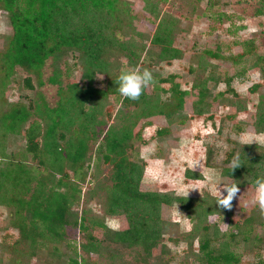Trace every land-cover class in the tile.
Listing matches in <instances>:
<instances>
[{"label": "rangeland", "instance_id": "obj_1", "mask_svg": "<svg viewBox=\"0 0 264 264\" xmlns=\"http://www.w3.org/2000/svg\"><path fill=\"white\" fill-rule=\"evenodd\" d=\"M263 3L264 0H213L212 4L211 0H115V15L105 27L114 38V46L110 44L112 47H107L105 51V57L109 61L107 68L97 69L91 80L83 78V60L78 55L63 50L59 55L46 59L41 68L40 80L33 77V87H28L24 77L29 73L23 67L15 65L7 83L0 90V108L16 100L25 103L41 101L42 96L50 106H55L61 95L60 88L67 89L74 80L79 85L90 83L96 88L105 89L109 74L117 75L118 69L129 66L149 68L155 81L146 88L155 92L156 85L163 87L166 91L159 90L158 93L160 99L164 100L168 98L171 82L159 81L160 77L174 74V81L179 83L181 89H190L195 79H200L213 70L212 73L220 79L212 82L205 101L210 103L216 100L215 108L209 107L208 111L198 114L186 102L172 117L158 116L151 123L146 118L142 119L136 127L141 137L132 138L127 154L131 160L143 165L142 188H157L178 195H186L189 189L186 196L200 198L204 205H216L217 211L207 217V222L211 225L208 231L215 237L212 240L214 244L227 241L228 246L239 254V261L235 264H264V210L248 202L254 190L253 182L248 186H239L240 193L231 201L230 208L216 203L214 191L216 183L231 180V177L222 173L223 167L230 163L225 162L230 149L235 148L234 157L241 144L251 141L258 145L255 152L264 150V129L255 132L254 125L250 123L253 118H248L249 114L246 116L256 110L262 99L264 104V81L259 73V62H256L257 56L264 53ZM261 7V11L257 12ZM159 19L171 24L172 41L182 49L180 58L157 60L156 54L161 47L151 43L149 38ZM11 33L8 14L0 8V50L4 48ZM244 41L251 42L253 49L240 57L239 53L244 50ZM207 48L217 51L218 55L206 54ZM56 72L59 81L50 82V75ZM2 74L4 72L0 69V75ZM229 74L232 75L230 86L235 92L225 90L226 84L222 77ZM255 83L258 85L255 86ZM221 91H224L223 94H218ZM215 94L217 95L214 97ZM93 98L98 110L95 120L92 121L96 131L87 140L82 173L76 174L69 167L66 168L68 176L54 172L57 176L69 179L79 189L77 198L72 201L70 219H79L83 212L88 219L103 218L108 227L117 229L123 225L120 218L105 212L113 166L112 162L104 159L98 144L110 124L121 125L126 122L123 118L125 109L120 106L119 94L105 96L94 93ZM40 108H44L42 103ZM42 113L39 109L32 112L23 129L17 132L7 131L18 125L15 121H9L6 123L8 125L0 128V142L3 143L0 168L6 164L11 165L12 168L8 167L10 170H4L11 176L15 174L14 168L19 167L20 163L25 164L36 175L33 185L41 177L39 174L49 176L50 170L26 150L24 128L33 120H38L42 128H46L47 121L41 117ZM80 120H83V115L80 119H75L73 126L79 127ZM158 129L162 131L159 133ZM63 131L66 136L60 139L61 142L73 135L69 128ZM39 141L44 142V137L39 136ZM206 153H209L207 163ZM41 157L45 162L49 159L45 153ZM193 160L199 163L193 166ZM260 167L261 165L257 166L258 176H264V163ZM187 169L200 173L201 177L187 176ZM13 176L10 179L0 177V188L4 192H15L17 189L19 197L27 182L24 174L19 183H15L18 179L12 180ZM252 178L251 174H243L239 179L251 181ZM53 180H49V186H55ZM12 182L19 187H15ZM10 199L9 197L7 200ZM12 211L13 206L10 203H0V264H68L71 256L77 257L80 264H202L196 258L197 237L202 227L191 230L194 220L190 219L177 202L162 204L160 214L164 226L161 241L165 244V251L163 254L157 252L148 257L142 255L140 246L129 247L109 240L103 230L91 226L87 230L99 240L100 246L98 253H88L80 246L86 240L87 230L80 228L78 224H68L65 227L64 237L57 243L58 255L52 254L48 247L50 244L38 246L35 255L17 254L12 250L18 237L17 228L10 225ZM249 215L252 216L249 232L245 231L247 223L242 226V231L238 230L236 224ZM236 219L239 222H235ZM191 235L194 237L189 244ZM18 245L20 248L26 247V243L19 242Z\"/></svg>", "mask_w": 264, "mask_h": 264}, {"label": "trees", "instance_id": "obj_2", "mask_svg": "<svg viewBox=\"0 0 264 264\" xmlns=\"http://www.w3.org/2000/svg\"><path fill=\"white\" fill-rule=\"evenodd\" d=\"M212 3L213 0H211ZM0 8L7 12L12 27V33L8 35L4 48L0 50V69L4 72L0 75V90L7 83L15 65L23 67L29 73L24 77L25 84L28 87H33L32 78L38 77L40 80L41 68L46 59L49 56L59 55L63 50L76 54L83 60V78L87 77L91 80L97 69L107 68L109 61L105 57V51L107 47L114 46V38L105 27L108 26L106 23L115 15V0H0ZM261 9L262 7L258 8L257 12H260ZM172 35L171 24L168 25L159 19L155 31L149 38L151 43L161 47L160 52L156 54L157 60L160 58L172 59L182 55V49L173 43ZM243 45L244 50L239 53L240 57L253 49V44L249 41H244ZM205 52L210 56L218 55L217 51L209 48L205 49ZM257 61L259 62V73L264 81V53L257 56ZM120 71L118 69V72ZM212 72L214 71H209L206 76L195 79L190 89H181L179 83L174 81V74L170 73L166 77H160L159 81L171 82L168 98L164 100L160 99L158 91H166V89L159 85H156L155 92L151 88H145L138 99L122 98L117 91L116 77L118 74L116 73L117 75L109 74L108 85L105 89L96 88L90 83L79 85L78 81L74 80L67 89L60 88L61 95L55 106H50L42 96L41 101L34 100L35 102L25 103L16 100L14 103L0 108V128L8 125L6 123L9 121L18 123V125L7 129L10 132L23 129L24 123L31 117L32 112L38 109L41 113L43 112L41 117L47 121L46 128L43 129L38 120H33L24 128V134L26 150L31 153L33 158H37L39 163L48 166L49 176L44 177L39 174L41 177L38 178L34 186L32 183L36 175L29 171L25 164L17 162L20 163L19 167L14 168L16 171L13 175L15 176H11H13L12 180L14 178L19 180L15 183H19L21 176L25 175L27 184L22 195L18 197L17 189L14 190L15 192L11 190L4 192L0 188V203H10L13 206L10 225L18 230L13 252L26 256L35 255L38 246L50 244L51 246L48 245V247L55 255L58 250L57 243L64 237L65 227L68 224H78L84 230L89 229L90 226L101 229L109 240L121 242L126 246L138 245L142 248L143 256L148 257L157 252L163 254L165 244L161 241L164 226V220L160 214L161 206L177 202L190 219L194 220L191 230L202 227V231L198 233L197 237L196 258L202 261V264L237 263L240 258L239 254L228 246L227 241L218 245L214 244L212 240L215 237H212L213 235L208 231L211 225L210 222H207V217L210 213L217 211L216 205H204L200 198L171 194L157 188H142L143 165L131 160L127 154V148L131 146L132 138L141 137L136 127L142 119L146 118L147 122L151 123L157 120L158 116L172 117L184 107L186 102L198 114L208 111L209 107L215 108L216 100H212L210 103L205 101L206 93L210 91L212 82L215 83L220 79ZM49 80L50 82L59 81L57 72L50 75ZM222 80L226 84L225 90L235 92L230 86L231 74L224 75ZM254 85L257 86L258 83ZM147 87L149 88V86ZM223 92H218V94H223ZM94 93H102L105 96L112 93L119 94L120 106L125 109L123 118L126 122L121 125L110 124L102 141L98 144L104 159L112 162L113 166L112 183L107 194L105 212L120 218L123 225L117 229L108 227L103 218L91 217L88 219L83 212L79 219H70L69 217L72 214V201L77 198L79 189L63 176H68L66 172L68 167L76 174L80 173L83 168L87 140L96 131L92 126V121L95 120L98 112L97 106L93 102L95 101ZM1 99L5 101L3 97ZM262 102L263 99L253 113L246 114V116L249 114L248 118H253L250 123L254 125L255 132L264 129V104ZM41 103L44 107L42 109L40 108ZM232 107L235 106L232 105ZM232 107L229 106V108ZM82 115L83 120L79 121V127H74L75 119H80ZM59 126L71 129L73 135L61 142L60 139L65 138L66 135L64 129L58 128ZM161 131L162 129H158L159 133ZM39 136L44 137V142L40 143ZM2 144L0 142L1 154L3 153ZM256 146L258 145L254 142L241 144L237 154H239L242 165L232 171L230 163L223 167L222 173L235 179L239 186H248L253 182L252 180L258 176L257 166L261 165L262 167L264 163V150L255 152ZM43 153L48 155L47 162L41 157ZM234 153L235 148L233 147L227 153L225 162H230ZM206 154L207 163L209 153ZM8 167L11 165L6 164L5 167L0 168L1 178L10 179V174L4 171L10 170ZM54 171L60 172L63 176L55 175ZM185 174L194 178L201 177L200 173L190 169H187ZM243 174H251L252 180H240L239 178ZM50 179L51 181L54 179L55 186L48 185ZM60 186L66 188L61 189ZM15 187L19 186L15 184ZM9 197L11 199L7 200ZM251 219V215L244 217L241 222L236 219L235 222H239L236 224L237 229L242 231V226L247 223L245 231L249 232ZM86 233V240L81 242V248L88 253H98L99 240L89 230ZM193 237V235L190 236L189 244L192 243ZM19 242L26 243V247L17 246ZM75 252L77 253V251ZM67 262L68 264H80L79 259L75 256L69 257Z\"/></svg>", "mask_w": 264, "mask_h": 264}, {"label": "clouds", "instance_id": "obj_3", "mask_svg": "<svg viewBox=\"0 0 264 264\" xmlns=\"http://www.w3.org/2000/svg\"><path fill=\"white\" fill-rule=\"evenodd\" d=\"M154 81L155 77L153 76L152 71L147 67H125L118 73L116 77L117 91L122 98L138 99L144 89L148 85L153 84ZM198 163V161H192L193 166L197 165ZM230 165L231 171L234 168L242 165L239 154H236L230 160ZM221 182H223L222 185ZM218 185L221 186L218 187ZM253 185L254 190L248 202L251 205L264 210V176L255 177L253 180ZM188 190L186 191V195ZM214 191L216 193V203L224 208H230L232 206L231 201L237 196L238 193H240L239 183H237L232 177L229 182L221 180L214 185Z\"/></svg>", "mask_w": 264, "mask_h": 264}, {"label": "crops", "instance_id": "obj_4", "mask_svg": "<svg viewBox=\"0 0 264 264\" xmlns=\"http://www.w3.org/2000/svg\"><path fill=\"white\" fill-rule=\"evenodd\" d=\"M178 58H180V57H178ZM172 59H176V58H172ZM172 59H170V60H172ZM167 60H169V59H167Z\"/></svg>", "mask_w": 264, "mask_h": 264}]
</instances>
